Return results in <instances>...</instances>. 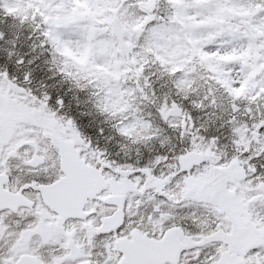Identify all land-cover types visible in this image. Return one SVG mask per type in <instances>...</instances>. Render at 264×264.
<instances>
[{"label": "snow or ice", "instance_id": "6c2138e0", "mask_svg": "<svg viewBox=\"0 0 264 264\" xmlns=\"http://www.w3.org/2000/svg\"><path fill=\"white\" fill-rule=\"evenodd\" d=\"M0 264H264V0H0Z\"/></svg>", "mask_w": 264, "mask_h": 264}]
</instances>
